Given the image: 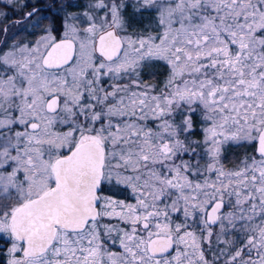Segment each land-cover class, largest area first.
<instances>
[{
    "label": "snow or ice",
    "instance_id": "6c2138e0",
    "mask_svg": "<svg viewBox=\"0 0 264 264\" xmlns=\"http://www.w3.org/2000/svg\"><path fill=\"white\" fill-rule=\"evenodd\" d=\"M40 3L0 23V264H264V0Z\"/></svg>",
    "mask_w": 264,
    "mask_h": 264
},
{
    "label": "flooded vegetation",
    "instance_id": "af4514ba",
    "mask_svg": "<svg viewBox=\"0 0 264 264\" xmlns=\"http://www.w3.org/2000/svg\"><path fill=\"white\" fill-rule=\"evenodd\" d=\"M81 0H79L80 2ZM21 2H27L29 5L36 3V0H21ZM48 0H41L40 7H44L45 4H47ZM0 7L3 8V10L7 13L8 19L3 20V18H0V23H7L10 26L15 20H18L21 18V14L19 9H13L10 10V6L6 4V0H0ZM237 150V149H236ZM229 166H231L229 164Z\"/></svg>",
    "mask_w": 264,
    "mask_h": 264
},
{
    "label": "trees",
    "instance_id": "16d2710c",
    "mask_svg": "<svg viewBox=\"0 0 264 264\" xmlns=\"http://www.w3.org/2000/svg\"><path fill=\"white\" fill-rule=\"evenodd\" d=\"M82 3V0L80 1ZM131 11V9H129V12ZM133 23L134 24H145L147 23V19L144 20H139L138 18H133ZM235 155H239L243 150L242 149H237V150H233Z\"/></svg>",
    "mask_w": 264,
    "mask_h": 264
},
{
    "label": "rangeland",
    "instance_id": "374dc122",
    "mask_svg": "<svg viewBox=\"0 0 264 264\" xmlns=\"http://www.w3.org/2000/svg\"><path fill=\"white\" fill-rule=\"evenodd\" d=\"M209 255H211V254H209Z\"/></svg>",
    "mask_w": 264,
    "mask_h": 264
}]
</instances>
